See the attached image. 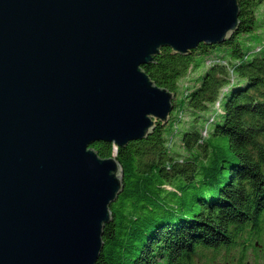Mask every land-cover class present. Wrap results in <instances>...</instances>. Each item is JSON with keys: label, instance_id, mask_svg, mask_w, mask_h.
I'll return each mask as SVG.
<instances>
[{"label": "water", "instance_id": "water-1", "mask_svg": "<svg viewBox=\"0 0 264 264\" xmlns=\"http://www.w3.org/2000/svg\"><path fill=\"white\" fill-rule=\"evenodd\" d=\"M237 0H0V264H96L123 190L115 157L175 95L143 70L238 28Z\"/></svg>", "mask_w": 264, "mask_h": 264}, {"label": "trees", "instance_id": "trees-1", "mask_svg": "<svg viewBox=\"0 0 264 264\" xmlns=\"http://www.w3.org/2000/svg\"><path fill=\"white\" fill-rule=\"evenodd\" d=\"M237 3L229 38L188 55L163 48L143 66L175 95L165 125L125 147L91 145L123 171L96 264H259L264 255V0Z\"/></svg>", "mask_w": 264, "mask_h": 264}, {"label": "rangeland", "instance_id": "rangeland-1", "mask_svg": "<svg viewBox=\"0 0 264 264\" xmlns=\"http://www.w3.org/2000/svg\"><path fill=\"white\" fill-rule=\"evenodd\" d=\"M256 18L262 23V27L264 28V7L263 6L258 8L257 13H256ZM190 75H192V74H190ZM182 83H183V85H181V87L184 86V88L187 87V85H189L188 80H184ZM216 105H218V104H216ZM259 256H262V258H260L258 260L259 261L258 263L264 264V255L259 253Z\"/></svg>", "mask_w": 264, "mask_h": 264}]
</instances>
